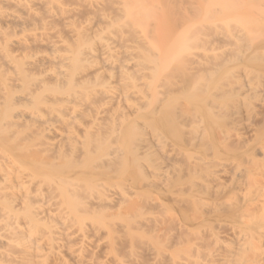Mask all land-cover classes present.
Listing matches in <instances>:
<instances>
[{"label": "bare ground", "instance_id": "1", "mask_svg": "<svg viewBox=\"0 0 264 264\" xmlns=\"http://www.w3.org/2000/svg\"><path fill=\"white\" fill-rule=\"evenodd\" d=\"M254 1L209 0L208 4L214 9L215 20L222 21L232 20L243 11V15H247L244 8ZM258 2L263 8L264 0ZM55 3L56 0H0V264L138 263V250L144 252L147 259L153 256L150 246L142 244L141 236L130 228L129 221L113 223L118 215L105 219V214L107 211L132 212L136 189L163 192L165 202L171 201L172 195L183 187L193 191V165H186L181 153L169 149L163 137L172 136L176 144H183L185 140L177 116L191 126L194 123L184 112L175 111L171 105L174 100L166 97L150 108L153 93L140 89L137 83L142 81L136 83L132 76L134 73L144 77L147 66L134 57L131 48L116 45L113 38H101L98 27L92 24L88 26L91 37H85L82 29H77L70 21L65 8H53ZM254 14L252 18L257 16ZM260 16L259 23L264 25V11ZM53 21L62 23L59 26H62L63 36L61 30L56 31ZM228 27L219 34L231 40L230 45L250 37V30L243 25L241 36L240 31L234 32ZM258 33L256 35H260ZM217 35L216 32L218 41ZM215 39L210 45L217 43ZM258 45L251 49L247 61L254 69L264 64V44ZM239 49L243 48L239 47L234 56L243 55ZM234 56L232 58L236 59ZM217 61L215 57L211 63L213 68H208L211 72L215 70L212 73L215 76L225 65ZM245 63L240 65L245 66ZM262 69L261 75H264V66ZM233 79V84L226 81L222 87L212 86V99L226 102L219 117L232 114V110L237 113L235 105L240 101L239 104H245L244 94L246 99L257 97L255 87L254 96L248 95L249 92L242 91L247 84H239L240 78ZM213 115L217 118L216 113ZM18 123L29 124L34 129L41 142L43 140L41 148L22 150L15 138L8 136ZM259 146L263 165L259 161L261 166L256 164L258 188L254 186L257 190L253 187L255 191L250 189L251 193L248 190L246 195L253 203L258 191L255 196L259 200L257 198L258 202L254 201L252 207L258 203L259 207L255 208L261 210L256 224L259 229L255 231L259 235L248 240L239 231L234 232L232 245L224 248V255H216L214 264H244L247 252L259 253V256L255 253L257 257L254 256L250 264H264V145ZM178 161L182 165L176 168ZM109 172L128 183L129 188L124 193L117 184L107 181ZM72 175L83 181L84 188L68 183ZM97 181L104 185L96 186ZM204 191L209 193V190ZM69 192L75 195L70 196ZM141 204L146 206L145 202ZM190 207L188 205L187 210ZM185 211L186 207H182L183 217ZM184 220L183 228L189 227L186 215ZM134 241L142 245L137 250Z\"/></svg>", "mask_w": 264, "mask_h": 264}, {"label": "rangeland", "instance_id": "2", "mask_svg": "<svg viewBox=\"0 0 264 264\" xmlns=\"http://www.w3.org/2000/svg\"><path fill=\"white\" fill-rule=\"evenodd\" d=\"M254 2L252 5L249 4L250 7L248 5L247 8H244L249 16L243 15V9L242 15L236 16L232 20L222 21L215 20L216 15L213 13L212 5L208 4L209 0H56L53 6L55 10H59L60 7L65 8L70 16V21L77 29H82L85 37H91L92 31L88 29V26L92 24L94 27H98V35L101 38H113L116 45L120 47L128 45L134 57L147 66L144 77H138L131 73L136 79V83L139 80L142 81L137 83L140 89L153 93V97L149 100V107H156L158 101L166 97L174 100L171 105L175 107V111L184 112L194 123L191 126L189 122L177 116L180 121L178 126L185 140L184 145L181 143H177V145L172 136L163 137L169 149L173 148L181 153L186 165L188 163L193 165L192 171L195 175L192 179L193 183L191 182L194 184L193 191L188 187H183L172 195L171 201L165 202L163 192L148 188L136 189L137 196L134 197L132 212L121 211L118 214L115 211H107L105 214V219L118 215L113 223L129 221L130 228L137 230L141 236L142 244L150 246L152 255L157 257V260L153 256L154 259L150 256L147 259L145 253L138 250L140 253L137 258L138 263L130 264H214L215 257L219 254L224 255V248L232 245L234 232L239 231L242 236H247L248 240L259 235V232L257 235L255 231L259 229L256 224L259 223L261 210L256 209L259 207L258 203H255L257 204L256 208L252 207L254 201L258 202L256 201L258 196H255L258 191L254 192V197L257 198H251L253 203L249 202L251 200H248L249 198L246 196L247 191L258 184L259 176L257 177L258 167L256 168V166H261L258 161L261 162L262 159L259 145H264V132L262 134L264 129V90L262 88L264 87V75H261L264 64L262 67L261 64L260 67L256 66L254 69L255 66L249 65L250 61L247 62L251 55V49L258 44V46L264 44V25L259 23L264 7H261L258 0ZM251 12L257 16L252 18L251 14L253 13ZM258 15L261 17L260 19ZM247 17H251L252 20ZM253 22H255V26ZM60 23L55 22L56 26L52 25L55 29L57 28L56 31L61 30L62 34ZM258 23L259 26H257ZM238 24L241 26L240 28ZM242 25L248 28L251 34L249 38L237 42L236 45L232 43L235 47L230 45L231 40L230 42L226 38H221L220 34L226 26H231L228 27L231 31H240L241 33H238L241 36L245 29ZM216 32L219 36L218 41L215 39L217 38ZM257 33L260 35H256ZM214 39L217 43L220 42L210 45ZM238 44L240 45L238 46ZM245 44L248 47L243 46ZM214 45H218V47ZM239 47L244 49H241L243 55L237 53L235 57L233 54L238 52ZM37 48L39 47L37 46ZM247 51L248 57L246 56ZM215 57L218 59L217 62L224 59L222 62H225V65L231 61L226 66L221 62L222 66L216 71L221 70V74L216 76L212 74L215 70H212L213 72L209 70L214 66H211V63ZM212 58L214 59L212 60ZM238 62L245 63V66ZM242 69L243 71H241ZM245 71L246 73H244ZM239 75L240 77H238ZM221 76L224 79L219 84ZM234 77L240 78V81L247 79L243 82L238 81L239 84L245 82L244 86L247 84L245 91L244 89L242 91L249 92L248 95L253 94L252 96H254L256 91L253 92V87H255L257 90L255 96L257 97L252 99L249 96L250 100V98L246 99L244 94L245 104L243 102V104H239L240 101L239 105H235L237 107L235 110L238 111L237 113L231 111L230 115L233 118L228 114L219 117L223 110L222 106L226 102L214 101L211 97L212 88L218 84L222 87L223 83L227 84L226 81L233 84ZM247 81L250 83L249 87ZM213 85L214 87H212ZM219 100H223V98H219ZM214 113L217 114V118L214 117ZM11 129L8 136L15 138L22 150L42 147L40 144L43 140L41 142L40 137L35 134L29 124L18 123ZM192 131L197 135L194 136ZM41 157L46 158L45 155ZM250 158L253 159L250 160ZM180 161L176 163L178 166L174 165L176 168L182 165ZM184 161L183 163H185ZM261 164L263 165V162ZM56 167L63 168V166ZM81 169L83 170V168ZM130 171H132L131 168ZM107 176L109 183L117 184L120 187L119 191L124 193L129 188L128 183H124L122 178L113 177L111 172ZM68 183H71L72 187L82 185L84 188L83 181L75 175L68 179ZM95 184L103 186L104 182L97 181ZM256 188L254 187V189ZM204 189L209 190V193H205ZM252 191L255 190L252 189ZM67 194L75 195L74 192ZM77 195L80 196V192H77ZM251 196L253 195L251 194ZM84 202L89 207L87 200ZM142 202L143 204L145 202L146 206H142ZM188 205H191L189 210H187ZM182 207H186L184 217L187 216L190 224L187 228L182 226L185 222L181 214ZM254 210L258 213L256 214ZM230 211L233 212H231L232 215L229 213ZM252 212H255L256 216ZM259 213L260 215H258ZM230 215L232 217H229ZM225 216L232 219H226ZM93 223L96 224L97 220L94 219ZM251 237L252 239H249ZM133 246L137 250L142 245L138 241H134ZM125 252L127 250L123 253ZM101 253L99 254L101 255ZM252 253H246L247 262L244 264H250L256 256L255 253L259 254L254 252L252 257Z\"/></svg>", "mask_w": 264, "mask_h": 264}]
</instances>
